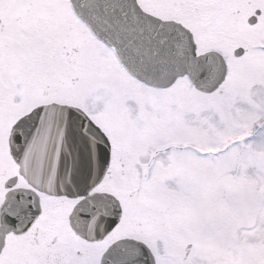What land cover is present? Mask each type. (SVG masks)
Masks as SVG:
<instances>
[{
  "label": "snow or ice",
  "instance_id": "1",
  "mask_svg": "<svg viewBox=\"0 0 264 264\" xmlns=\"http://www.w3.org/2000/svg\"><path fill=\"white\" fill-rule=\"evenodd\" d=\"M0 264H264V0H0Z\"/></svg>",
  "mask_w": 264,
  "mask_h": 264
}]
</instances>
